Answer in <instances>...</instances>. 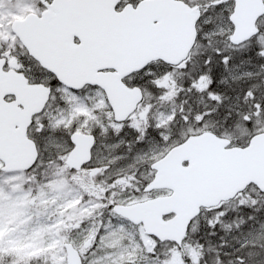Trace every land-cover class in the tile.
<instances>
[{
    "label": "snow or ice",
    "instance_id": "snow-or-ice-1",
    "mask_svg": "<svg viewBox=\"0 0 264 264\" xmlns=\"http://www.w3.org/2000/svg\"><path fill=\"white\" fill-rule=\"evenodd\" d=\"M20 96L0 264H264V0H0V99ZM61 168L114 177L79 241L19 226L25 179Z\"/></svg>",
    "mask_w": 264,
    "mask_h": 264
},
{
    "label": "rangeland",
    "instance_id": "rangeland-1",
    "mask_svg": "<svg viewBox=\"0 0 264 264\" xmlns=\"http://www.w3.org/2000/svg\"><path fill=\"white\" fill-rule=\"evenodd\" d=\"M15 0H9L14 3ZM21 15L13 14L12 20L22 18ZM109 150L102 145L98 148L95 158L105 159L108 157ZM89 177V173L87 175ZM38 180L40 183L34 182L31 178H26L22 187L29 196L24 197L28 201L26 219L20 223V228L25 232H32L34 227H39L41 231L37 233L39 238H52L55 242V232L53 225L56 217H63V224L55 225L56 229L63 228V234L67 235L69 240L79 241L82 236V230L77 229L75 225L83 220L85 224L90 221L99 223L102 217H106L107 213L102 211L101 201H98L95 187L92 186L89 179L81 184L82 178L77 175H68L62 168L57 171L54 169H41L39 171ZM90 184L92 189L90 196L88 190H82V186ZM99 195V193H98ZM35 196V200L31 199ZM85 201L95 205V211L89 212ZM17 214L13 213L15 218ZM100 216V218H99ZM117 221L116 217H113ZM118 223H126V221H117Z\"/></svg>",
    "mask_w": 264,
    "mask_h": 264
},
{
    "label": "water",
    "instance_id": "water-1",
    "mask_svg": "<svg viewBox=\"0 0 264 264\" xmlns=\"http://www.w3.org/2000/svg\"><path fill=\"white\" fill-rule=\"evenodd\" d=\"M19 21L21 20H16L13 23L19 22ZM24 95H28L30 97V93H25ZM23 98L24 96L17 97L15 101L9 102V103L4 102V100L0 99V109H3L9 115L11 119H16L17 113L19 111V109L17 108V99H23ZM25 106L26 107L28 106L27 103L25 104ZM8 148H9V151L12 152L17 157L24 156L27 151L26 146L19 143L15 137H11L9 139ZM247 178H255V177H240L239 179L243 181V180H246ZM221 187H223L221 182H217L216 186L205 189V195H207L208 198H212L214 195L218 193ZM155 219L158 221L159 216L157 215ZM164 234H171V233L170 231L165 229Z\"/></svg>",
    "mask_w": 264,
    "mask_h": 264
},
{
    "label": "flooded vegetation",
    "instance_id": "flooded-vegetation-1",
    "mask_svg": "<svg viewBox=\"0 0 264 264\" xmlns=\"http://www.w3.org/2000/svg\"><path fill=\"white\" fill-rule=\"evenodd\" d=\"M4 101L5 102H12V101H15V98H12L10 100H4ZM102 145H104V144L101 143L99 145V148L102 147ZM107 154H108V152H107ZM62 169L65 170V172L68 175H77V176L81 177L82 178L81 184H84L85 182H87V179H89L92 186L95 187V192L97 194L98 201L103 199L105 189L108 187L110 179H114V177H111L110 175H107V174H105V175H93L91 172H88L89 173V177H88L87 176L88 173H85V171L82 169H77L74 172H70L66 168H62ZM89 186H90V184H86L85 186L81 185L82 190L83 189H85L86 191L88 190L87 194L90 196V194L92 193V189H90ZM98 193H99V195H98ZM99 218H100V216H99Z\"/></svg>",
    "mask_w": 264,
    "mask_h": 264
},
{
    "label": "trees",
    "instance_id": "trees-1",
    "mask_svg": "<svg viewBox=\"0 0 264 264\" xmlns=\"http://www.w3.org/2000/svg\"><path fill=\"white\" fill-rule=\"evenodd\" d=\"M33 264H48V261H46L45 259L43 258H40V260L38 262H33Z\"/></svg>",
    "mask_w": 264,
    "mask_h": 264
}]
</instances>
